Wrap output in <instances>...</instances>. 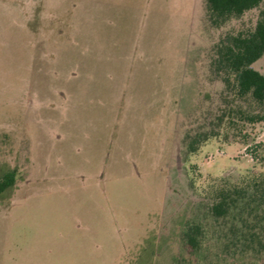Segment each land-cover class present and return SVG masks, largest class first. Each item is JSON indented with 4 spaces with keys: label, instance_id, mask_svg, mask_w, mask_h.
<instances>
[{
    "label": "rangeland",
    "instance_id": "1",
    "mask_svg": "<svg viewBox=\"0 0 264 264\" xmlns=\"http://www.w3.org/2000/svg\"><path fill=\"white\" fill-rule=\"evenodd\" d=\"M262 7L215 28L205 0H0V264H264L183 238L215 182L264 172V122L185 146L232 98L215 46Z\"/></svg>",
    "mask_w": 264,
    "mask_h": 264
},
{
    "label": "trees",
    "instance_id": "2",
    "mask_svg": "<svg viewBox=\"0 0 264 264\" xmlns=\"http://www.w3.org/2000/svg\"><path fill=\"white\" fill-rule=\"evenodd\" d=\"M206 16L212 27H225L253 9H260L259 19L251 31L226 32L215 46L212 65L225 85L224 99H229L209 130L188 134L185 139L188 154L197 152L211 137L218 136L226 117L233 123L255 125L264 122V72L253 64L264 59V0H205ZM235 119V120H234ZM13 172L0 179V193L14 185ZM212 202L208 213L212 227L202 222L189 224L183 232L184 241L199 259L204 252L209 233L221 249L217 253L226 258L233 251V259L258 262L264 256V172L249 173L238 181L222 178L211 188ZM217 229V231H215ZM205 256V255H204ZM208 258L203 257L202 261Z\"/></svg>",
    "mask_w": 264,
    "mask_h": 264
},
{
    "label": "crops",
    "instance_id": "3",
    "mask_svg": "<svg viewBox=\"0 0 264 264\" xmlns=\"http://www.w3.org/2000/svg\"><path fill=\"white\" fill-rule=\"evenodd\" d=\"M199 0H197V2H198Z\"/></svg>",
    "mask_w": 264,
    "mask_h": 264
}]
</instances>
